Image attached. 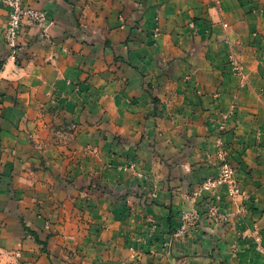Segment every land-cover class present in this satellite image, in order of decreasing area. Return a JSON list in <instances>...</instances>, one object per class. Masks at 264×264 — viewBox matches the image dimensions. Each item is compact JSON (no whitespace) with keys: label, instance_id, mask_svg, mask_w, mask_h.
<instances>
[{"label":"crops","instance_id":"1","mask_svg":"<svg viewBox=\"0 0 264 264\" xmlns=\"http://www.w3.org/2000/svg\"><path fill=\"white\" fill-rule=\"evenodd\" d=\"M23 2L51 24L47 37L22 25L13 56L0 2V243L20 247L24 264H264V0ZM47 121L90 125L59 145ZM29 130L46 139L44 153ZM103 134L99 154L82 158V144ZM219 148L245 210L225 185L205 190L197 228L176 237L187 193L219 172ZM43 156L46 170L36 169ZM133 159L145 178L120 169ZM81 161L111 194L58 185L57 175L80 179ZM213 202L228 223L204 215Z\"/></svg>","mask_w":264,"mask_h":264},{"label":"rangeland","instance_id":"2","mask_svg":"<svg viewBox=\"0 0 264 264\" xmlns=\"http://www.w3.org/2000/svg\"><path fill=\"white\" fill-rule=\"evenodd\" d=\"M235 66L237 67V65H235ZM58 109H59V106H55L54 110L53 109H49L48 111L50 113L52 111H54V113H56L55 115H58L59 111H57V112L55 111V110H58ZM98 123L100 124V122H98ZM62 124L58 126L57 123L51 122V121H47V122L44 123L45 127L47 129L49 127V129H50V132L48 133V135H50L51 141H54L55 144L58 143L59 145H68L72 141V139L75 136H77V134L79 132H83V133L86 132L84 129L80 128V126H85L84 128H87L90 125V123H87V125H86V123L84 121L83 122H77V121L76 122L75 121L64 122ZM101 128L102 127L98 128V130H102ZM28 135H29V137H28L29 141L32 144V146L35 149H37V150L41 151L42 153H44V151L47 149L46 148V144H45V140L46 139L41 138L37 133H34V132L30 131V130H29ZM53 138H55V139L52 140ZM110 140H111V137L108 134H103V137L101 136V138L97 139V143H95V141L93 143H91L89 140L85 141L82 144V158L89 157V155H93L91 152L99 154V149H100L99 145L100 144H99L98 141H100V142L108 141L109 142ZM121 140H122L121 135L116 134L114 139H113V142H111V143L117 144V143L121 142ZM105 143H107V142H105ZM73 154L74 153H72L71 155L69 153H65L63 155L67 157V159H68L67 162L68 161L69 162H74L75 159H74V155ZM45 160H46V158L44 156L41 157V159H40V161L38 163L39 167H36V169H45L46 168ZM75 163L77 164L78 168L81 170L80 179H77L78 178L77 176L73 175L72 173L70 174L69 172L65 173L64 176H60V175L59 176L58 175L55 176L57 182H59L58 185L62 189H64L65 191L68 192V190L70 188H72V186L74 185L77 190H79V191H81V193H83L82 194L83 197L89 198V199H90V197L92 195L103 196V195L111 194L110 187L107 184L101 183V182L97 181L94 178L96 176V172L98 171L97 167L95 168L96 169V172H95V171H91V168L93 166L89 167L83 161H81V163H79V162H75ZM120 169H123V170L129 172L132 176L137 177L139 179H143V178L146 177V175L137 167V163L135 162L134 159L130 160L129 163L120 165ZM141 188H142V190L143 189L147 190L148 195L150 197H154V195H155L154 189H151L150 186L143 185ZM192 192L187 193L188 195L186 196V199L189 202L188 203V207L189 208H183L180 211V216H181V213L183 211H185V210L196 209L199 212V209L197 208V199L198 198L196 199L195 202H191V200L189 198V196L192 195ZM129 193L132 196H134V197L142 196V194L140 193L138 188L137 189L136 188H131ZM130 201L133 202L132 199L131 200L130 199L126 200V202H129V203H130ZM41 202L42 201H40L38 203L39 206L41 205ZM134 202H136V201L134 200ZM83 205H84V203H83ZM213 207L216 208L215 214H211V209ZM81 209H82V212L84 213V210H85L84 206ZM244 210H245V207H243V209H239L238 208V211H236V213H238V212L242 213V212H244ZM219 213L224 214L223 217H221L219 215ZM200 215L202 217L201 213H200ZM204 215H206L207 218H209L210 221L212 223H215V224H222V223H226V222L228 223L230 221V213L222 211L221 210V205L218 202H213L211 205H209L208 208H206V212L204 213ZM82 216H83V220L87 221V218L84 215H82ZM20 219H21V223H22L23 228L24 229L28 228V226H26V222H25L24 217L21 216ZM200 221H201V218H200ZM200 221H199V223H200ZM45 226L48 229H52V223H50V222L49 223L46 222ZM4 228H5V223H3V222L0 223V234H1V230L4 229ZM195 229H193L192 232ZM25 231L30 232L27 229H25ZM191 233L186 234V235H178V236L175 235V234L174 235L176 237L181 238V237H186V236L190 235ZM132 249H133V246L130 247L131 251H132ZM234 250H235V248H233V253H235ZM41 252H48L46 245L44 247H42V251ZM77 254H79L78 251H75V253H74V251H72V255H77ZM0 264H24V260L22 259V249L20 247H18V248H9V247H6V246H4V245H2L0 243Z\"/></svg>","mask_w":264,"mask_h":264},{"label":"built area","instance_id":"3","mask_svg":"<svg viewBox=\"0 0 264 264\" xmlns=\"http://www.w3.org/2000/svg\"><path fill=\"white\" fill-rule=\"evenodd\" d=\"M0 2L9 8V19L3 37L6 45L10 47L13 56L16 55L18 37L22 25L36 26L42 35L46 37L49 35L51 21L45 10L26 6L23 0H0ZM221 128H224V124L221 125ZM218 157L220 158L218 174L204 179L201 187L194 190L189 198L191 202H195L197 198L202 196L204 190H212L218 185H225L228 197L238 205L239 209H243L242 201L245 193L237 179L236 167L229 161L225 149L219 148ZM215 210L216 208L213 207L211 214H215ZM219 215L223 217L224 214L219 213ZM200 218L201 215L196 209L183 211L180 216L181 223L175 235L191 233L198 226Z\"/></svg>","mask_w":264,"mask_h":264}]
</instances>
